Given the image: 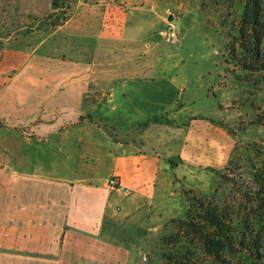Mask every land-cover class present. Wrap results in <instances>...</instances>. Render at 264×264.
I'll use <instances>...</instances> for the list:
<instances>
[{
    "label": "crops",
    "instance_id": "obj_1",
    "mask_svg": "<svg viewBox=\"0 0 264 264\" xmlns=\"http://www.w3.org/2000/svg\"><path fill=\"white\" fill-rule=\"evenodd\" d=\"M166 1L69 0V18L57 25L45 20L53 0H0V126L36 136L26 142L35 152L50 137L60 150L70 142L79 153L86 143L90 152L99 150L90 163L107 169L98 178L84 172L61 178L39 172L51 170L52 161L29 160L22 175L0 173V264H134L138 230L144 219L159 217L158 177L167 164L162 167L148 136L163 125L138 127L135 141L109 146L96 117H83L81 108L91 89L111 97L120 89L127 98L126 84L137 88L158 70L159 52L142 50L149 46L143 34L151 33L153 21L167 27L177 17V6ZM172 55L166 53V61ZM71 99L78 105L74 117H60ZM119 120L122 128L132 118ZM111 176L130 193L110 188Z\"/></svg>",
    "mask_w": 264,
    "mask_h": 264
},
{
    "label": "rangeland",
    "instance_id": "obj_2",
    "mask_svg": "<svg viewBox=\"0 0 264 264\" xmlns=\"http://www.w3.org/2000/svg\"><path fill=\"white\" fill-rule=\"evenodd\" d=\"M177 1H166L171 7L177 6V17L172 20L179 33L176 43L171 45L161 34L166 27L160 19L153 21L151 33L143 34L149 46H142V50L159 52L158 70L151 77L141 79L137 88L132 83L126 84L127 98L121 97L120 89L114 97L108 91L91 89L81 108L84 116L96 117V127L102 134L100 139L109 146L110 141H135L139 136L137 121L144 123L154 118L162 121L150 124L163 127L158 126L161 130L148 136L163 157L162 167L167 164L158 177L157 188L162 192L159 191L154 209L159 217L144 219L140 233L138 230L135 235L134 264H162L165 225L173 218L182 217L188 207L184 190L206 197L218 188L217 197L229 194L240 197L239 190L246 189L241 187L251 186L249 178L255 168L254 161L257 165L264 162V83L258 87L243 85L235 80L234 67L224 63V48L237 33V11L229 8L237 0ZM183 4L184 14L179 9ZM166 53L173 54L170 61H166ZM163 58L167 70L161 65ZM71 100L70 109L60 117H74L72 108L78 105ZM119 117L132 120L121 128ZM256 121L259 125H253ZM70 127L67 125L66 129ZM27 133L23 129L17 134L11 128L0 126V173L3 175H22L29 160L52 161L51 170L47 167L39 172L61 178L72 177L71 173L79 176L84 172L97 178L107 174L106 168L89 161L90 154L98 155V149L90 152L85 143L78 153L69 142L61 151L56 147L57 139L50 137L47 143L37 145L35 152L26 142L34 143L36 136ZM29 152L35 153L36 158L30 159ZM31 168L34 167L31 165ZM221 174L235 180V190ZM201 259L205 261L204 257Z\"/></svg>",
    "mask_w": 264,
    "mask_h": 264
},
{
    "label": "trees",
    "instance_id": "obj_3",
    "mask_svg": "<svg viewBox=\"0 0 264 264\" xmlns=\"http://www.w3.org/2000/svg\"><path fill=\"white\" fill-rule=\"evenodd\" d=\"M53 7L45 20L65 23L69 0H53ZM229 8L237 11V33L224 48V63L234 67L237 82L258 87L264 83V0H237ZM161 122L154 118L139 128ZM254 163L251 186L243 185L246 189L239 190L240 197H217L218 188L206 197L184 190L188 207L182 217L165 225L162 264H264V162ZM220 177L236 189L233 178Z\"/></svg>",
    "mask_w": 264,
    "mask_h": 264
},
{
    "label": "built area",
    "instance_id": "obj_4",
    "mask_svg": "<svg viewBox=\"0 0 264 264\" xmlns=\"http://www.w3.org/2000/svg\"><path fill=\"white\" fill-rule=\"evenodd\" d=\"M161 34L165 35L169 39V42L171 44L176 43V41L179 39V33L176 31V28L173 22H168L166 30L162 32ZM0 166H1V163H0ZM108 186L112 189H115L125 194L130 193V189L124 186L117 177H111L108 181Z\"/></svg>",
    "mask_w": 264,
    "mask_h": 264
}]
</instances>
